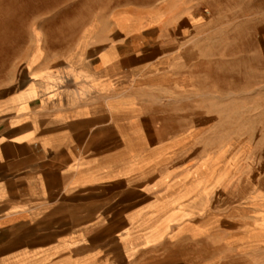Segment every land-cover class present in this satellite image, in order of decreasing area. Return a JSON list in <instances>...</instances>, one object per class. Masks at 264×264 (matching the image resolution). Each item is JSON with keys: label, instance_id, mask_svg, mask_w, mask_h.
Wrapping results in <instances>:
<instances>
[{"label": "crops", "instance_id": "crops-1", "mask_svg": "<svg viewBox=\"0 0 264 264\" xmlns=\"http://www.w3.org/2000/svg\"><path fill=\"white\" fill-rule=\"evenodd\" d=\"M14 2L0 0V264H264V201L229 187V213L210 211L226 183L206 188L190 155L192 6L109 28L108 12Z\"/></svg>", "mask_w": 264, "mask_h": 264}, {"label": "rangeland", "instance_id": "rangeland-1", "mask_svg": "<svg viewBox=\"0 0 264 264\" xmlns=\"http://www.w3.org/2000/svg\"><path fill=\"white\" fill-rule=\"evenodd\" d=\"M178 2L194 10L192 18L181 22H187V41L198 48L189 62V97L183 103L190 118L204 124L190 155L199 156L204 166L218 162L226 172V189L215 194L210 207H220L223 217L230 211L229 187L237 192L238 204L244 190L248 197L252 193L264 201V0H17L14 5H24V15L69 13L75 7L77 14L108 12L111 28L123 12L140 14L154 7L163 11ZM28 20V26H37L38 19ZM41 37L48 41L53 36L24 34V43Z\"/></svg>", "mask_w": 264, "mask_h": 264}, {"label": "bare ground", "instance_id": "bare-ground-1", "mask_svg": "<svg viewBox=\"0 0 264 264\" xmlns=\"http://www.w3.org/2000/svg\"><path fill=\"white\" fill-rule=\"evenodd\" d=\"M118 23L121 26H126L127 20L119 19ZM205 166H204V175H205L206 188L215 187L218 184H222L225 181L226 172L222 168H220L218 162H212L208 166L207 165Z\"/></svg>", "mask_w": 264, "mask_h": 264}]
</instances>
